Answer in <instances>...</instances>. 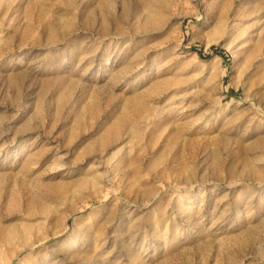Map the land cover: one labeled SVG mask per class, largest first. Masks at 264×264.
Returning <instances> with one entry per match:
<instances>
[{
	"label": "rangeland",
	"instance_id": "obj_1",
	"mask_svg": "<svg viewBox=\"0 0 264 264\" xmlns=\"http://www.w3.org/2000/svg\"><path fill=\"white\" fill-rule=\"evenodd\" d=\"M0 264H264V0H0Z\"/></svg>",
	"mask_w": 264,
	"mask_h": 264
}]
</instances>
